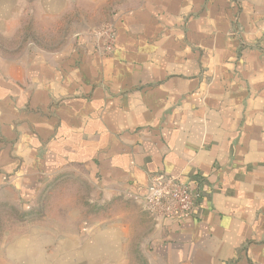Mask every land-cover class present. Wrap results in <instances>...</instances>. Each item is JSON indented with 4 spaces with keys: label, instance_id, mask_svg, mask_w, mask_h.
<instances>
[{
    "label": "crops",
    "instance_id": "crops-1",
    "mask_svg": "<svg viewBox=\"0 0 264 264\" xmlns=\"http://www.w3.org/2000/svg\"><path fill=\"white\" fill-rule=\"evenodd\" d=\"M107 1L0 0L9 42L67 32L0 49V206L21 216L0 262L264 264V0H129L109 55ZM156 173L199 192L190 217L145 209Z\"/></svg>",
    "mask_w": 264,
    "mask_h": 264
},
{
    "label": "built area",
    "instance_id": "built-area-1",
    "mask_svg": "<svg viewBox=\"0 0 264 264\" xmlns=\"http://www.w3.org/2000/svg\"><path fill=\"white\" fill-rule=\"evenodd\" d=\"M98 34L102 40V51L111 54L114 50L111 26L104 27ZM198 199L199 192L164 173L150 176L146 193L141 198L145 209L151 214L175 220L190 217Z\"/></svg>",
    "mask_w": 264,
    "mask_h": 264
},
{
    "label": "rangeland",
    "instance_id": "rangeland-1",
    "mask_svg": "<svg viewBox=\"0 0 264 264\" xmlns=\"http://www.w3.org/2000/svg\"><path fill=\"white\" fill-rule=\"evenodd\" d=\"M129 5H130L129 0H108L106 2V6H104L102 9L98 10L95 13H93V12H89V13L92 14V16H93V18H95V20H99L100 24L103 23L102 25H105V24L109 23V22H107V21H109V19L111 17V16H109V13L111 15H113V14H115L116 11H119L122 9L123 10L127 9L129 7ZM79 15H80V13L76 12V15H75L76 18H74V23H73V26L75 27V29H77L79 24H81L80 23L81 17ZM81 16L84 17V15H81ZM86 18H89V15H87ZM106 26H108V25H105V27ZM64 27H65L64 29H59V32H57V33L38 31L36 33V35L30 36L27 39V41H38L39 43H43L42 45L48 46L50 48H54L53 46H60V45H58V43L60 44V43L66 41L65 37H66L67 32H66V26H64ZM70 27L71 26L69 24V26H68L69 31H70ZM101 30L99 29L98 33ZM62 34H63V37H62ZM36 36H39V37H36ZM63 186H64V188H63L64 190H67L68 192L73 193V195L76 194L75 197H76L77 205L83 206V202H84L85 206H86V203L88 204L86 197L89 196L92 191H90V189H88L86 184H84L83 182H73V181L69 180V182L64 183ZM67 191H65V192H67ZM68 201H70V200H68ZM88 206L91 207L92 204H89ZM92 207H95L94 211L97 214L99 212V208H97L96 205L92 206ZM0 212L5 214L4 216H0V218H3L2 221H0L1 230L5 227V231H7V232L10 231V233L17 234L16 230H13V232H11L12 231L11 229L15 228V226H16L14 222L18 223V220H19V217L15 213V210L10 206L9 207L0 206ZM7 229H9V230H7ZM131 254H132V258L134 259V261L132 262L133 264H142L141 259H140V255L135 251V248H133V247H132V253ZM0 264H11V263H10V261L3 260L0 262ZM12 264H14V263H12Z\"/></svg>",
    "mask_w": 264,
    "mask_h": 264
},
{
    "label": "trees",
    "instance_id": "trees-1",
    "mask_svg": "<svg viewBox=\"0 0 264 264\" xmlns=\"http://www.w3.org/2000/svg\"><path fill=\"white\" fill-rule=\"evenodd\" d=\"M33 35H35V34L33 33L32 24L31 23H26V24L22 25V27L19 29V31L17 33L18 37H16L11 42L5 40L4 38H2L0 36V49L6 48L8 46H14V45L21 46V44L26 42L27 39L30 36H33ZM18 217L20 219L21 216H18Z\"/></svg>",
    "mask_w": 264,
    "mask_h": 264
}]
</instances>
